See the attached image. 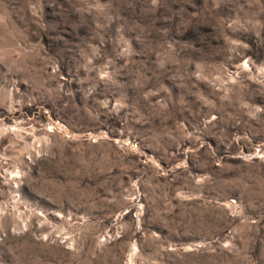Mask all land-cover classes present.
Segmentation results:
<instances>
[{
    "label": "rangeland",
    "instance_id": "374dc122",
    "mask_svg": "<svg viewBox=\"0 0 264 264\" xmlns=\"http://www.w3.org/2000/svg\"><path fill=\"white\" fill-rule=\"evenodd\" d=\"M0 264H264V0H0Z\"/></svg>",
    "mask_w": 264,
    "mask_h": 264
}]
</instances>
